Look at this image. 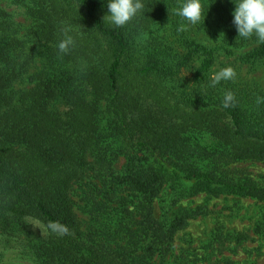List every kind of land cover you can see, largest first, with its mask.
<instances>
[{"label":"trees","instance_id":"trees-1","mask_svg":"<svg viewBox=\"0 0 264 264\" xmlns=\"http://www.w3.org/2000/svg\"><path fill=\"white\" fill-rule=\"evenodd\" d=\"M33 2L28 36L39 44L40 66L31 74L36 51L0 8V216L44 228L46 237L31 245L37 264L165 259L175 234L199 213L158 218L154 202L162 195L170 209L201 192L264 202V186L225 170L264 165V88L233 79L212 86L221 55L242 65L264 61V43L238 36L229 0H201L204 22L183 32L187 22L174 14L182 0H142L144 14L122 27L103 20L107 0ZM63 29L75 41L66 54L57 47ZM229 91L234 106L225 108ZM56 102L67 111L52 110ZM102 103L110 115L104 126ZM195 133L216 144H200ZM75 186L87 187L84 200L92 203L87 229L75 212ZM92 191L94 200L121 202L127 215L116 235L96 226L105 204L92 201Z\"/></svg>","mask_w":264,"mask_h":264},{"label":"rangeland","instance_id":"rangeland-1","mask_svg":"<svg viewBox=\"0 0 264 264\" xmlns=\"http://www.w3.org/2000/svg\"><path fill=\"white\" fill-rule=\"evenodd\" d=\"M33 6V0H0V8L8 13L16 37L26 43L28 51L39 49V44L28 36L30 29L35 25L28 14V8ZM37 56L39 51H36ZM219 60L216 68H233L236 72L233 79L235 82L264 88V61L251 66L242 65L226 55H221ZM35 62L29 69V74L39 68L40 57H37ZM23 82L27 83L25 80ZM21 87L23 85L15 86ZM101 105L104 126L110 115L105 111L103 103ZM51 109L61 113L67 111L66 106L59 102L52 104ZM191 136L202 145L216 144V140L206 133H195ZM120 144L121 141H118L114 146L118 147ZM124 163V157H120L116 168H121ZM225 170L230 172L232 179L253 181L264 186V165L261 163L239 162L231 164ZM85 191H88L87 187L80 189L75 186L74 192L71 193L75 212L83 229H87V223L91 221L92 208V203L84 200ZM89 197L98 204H105L103 217L99 224H96L100 232L108 230L112 236L116 235L113 231L119 226L123 216L127 215L122 212L119 205L121 202H109L101 196L94 200L92 197H96L95 191L90 192ZM129 200L133 202L134 198L130 197ZM164 200L162 195L154 202L155 215L158 218L161 213L170 216L180 210L196 211L199 214L188 219L186 226L175 234L171 251L166 258H155L153 264H264V202L235 194L217 196L201 192L180 199L170 209ZM127 208L129 212H133V204L128 203ZM122 235L124 237V233ZM44 237L46 232L36 221L25 219L14 223L0 216V264H37L31 245L33 241Z\"/></svg>","mask_w":264,"mask_h":264},{"label":"clouds","instance_id":"clouds-1","mask_svg":"<svg viewBox=\"0 0 264 264\" xmlns=\"http://www.w3.org/2000/svg\"><path fill=\"white\" fill-rule=\"evenodd\" d=\"M229 2L234 5L232 24L238 36L244 39L255 36L258 43H264V0H235V3L233 0H229ZM105 6L107 12L103 20L106 19L108 23L116 27L125 26L138 14H144L143 9L145 7L142 0H107ZM174 14L187 22L179 26V32H183L188 27L196 26L201 22L203 23L206 16L201 0H182L179 6L174 9ZM62 36L63 38L57 47L60 53L66 54L75 41L69 35L68 29L62 30ZM235 76L236 72L233 68H222L215 74L212 86L222 80L234 79ZM234 101V94L230 91L227 92L224 97V107L234 106ZM51 227L62 235L68 233L67 227L58 224H53Z\"/></svg>","mask_w":264,"mask_h":264}]
</instances>
